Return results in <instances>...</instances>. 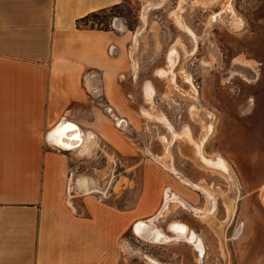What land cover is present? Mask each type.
Returning <instances> with one entry per match:
<instances>
[{
    "label": "rangeland",
    "instance_id": "obj_1",
    "mask_svg": "<svg viewBox=\"0 0 264 264\" xmlns=\"http://www.w3.org/2000/svg\"><path fill=\"white\" fill-rule=\"evenodd\" d=\"M150 1L161 4L146 16L142 10L148 1L121 0L80 24L117 29L114 19L123 21L127 34L124 56L129 62L121 81L128 82L126 89L131 91L134 106L159 112L166 120H150L131 109L118 85L115 112L128 119L136 141L97 110L102 117L94 120L105 137H99L88 153L66 152V172L87 176L98 188H103L113 174L115 182L101 200L121 210L122 231L116 243L118 264H144L142 257L122 249L123 241L166 264L264 263L256 257V238L250 235L258 217L257 189L264 184V0H204V5L194 3L200 0H182L183 4H179L180 0ZM228 3L231 8L226 10L223 6ZM180 5L178 17L182 25L172 13ZM234 22L240 25L238 29L231 25ZM129 47L133 49L132 56ZM172 53L175 62L168 67L173 69L164 78L160 75ZM234 59L249 61L250 66L235 63ZM188 90L193 95L186 94ZM164 94L167 99H162ZM197 119L208 122L207 133ZM186 131V142L173 140L172 133ZM200 138L203 143L198 148ZM169 142V155L164 157V145ZM196 150L208 160L227 162L231 181L200 168L194 161ZM161 157L175 174L155 161ZM199 183L219 192L210 221L195 216L192 208L170 205L156 225L165 232L173 221L188 225L204 242L200 263L194 249L185 242L159 245L134 234L132 225L160 213L169 188L192 206L203 208L205 196L193 187ZM65 186L67 194V179ZM220 192H226L225 200ZM92 196L99 199L98 194ZM231 200H235V210L226 220L225 201ZM212 221L214 226L210 225ZM217 225L224 233L223 246L216 233ZM238 229L240 233L235 235Z\"/></svg>",
    "mask_w": 264,
    "mask_h": 264
},
{
    "label": "crops",
    "instance_id": "obj_2",
    "mask_svg": "<svg viewBox=\"0 0 264 264\" xmlns=\"http://www.w3.org/2000/svg\"><path fill=\"white\" fill-rule=\"evenodd\" d=\"M120 2L0 0V264H118L120 207L92 195L68 198V151L46 133L67 113L81 130L105 137L95 111L117 109V86L121 92L129 62L127 34L81 25L80 19ZM263 187L257 189L258 217L250 235L256 257L264 260Z\"/></svg>",
    "mask_w": 264,
    "mask_h": 264
},
{
    "label": "bare ground",
    "instance_id": "obj_3",
    "mask_svg": "<svg viewBox=\"0 0 264 264\" xmlns=\"http://www.w3.org/2000/svg\"><path fill=\"white\" fill-rule=\"evenodd\" d=\"M140 1L142 3H144V4H145V2L148 1L144 5L143 10H142V12H143L142 14H144L145 16L152 8H154L157 5L161 4V3H158L156 5H153L154 1H150V0H140ZM161 1L164 2L165 0H160V2ZM200 1L199 2H194V3H196L198 5H204L205 4L204 0H200ZM151 2L153 4H151ZM181 3H182V0H180L179 4H181ZM207 3H209V2H207ZM223 7L226 10L231 8L229 3L226 4ZM181 8H182V6L180 5V8L178 6V9H176L174 12H172V13H174L173 14L174 15V20H176L179 25H182L181 23H179L180 22V18L178 17L179 16L178 13H180L181 10H182ZM115 20L116 21L113 23V25L114 24L116 25V27H117L116 30H119L121 33L126 32V27H125L123 21L120 18H115ZM231 25L235 29H238V26H240L236 22L232 23ZM181 27H184V26H181ZM178 43H180V42H178ZM178 45H180V44H178ZM182 47H183V44H182ZM175 52H176V49H175ZM132 53H133V49H131L130 56H132ZM173 62H175L174 55H172L171 59L168 60V66H170V63L173 64ZM234 62L235 63H239V64H241L243 66H250L249 65L250 64L249 61H244V60H240V59H234ZM206 64L207 63H203L204 66H206ZM133 65H134V63H133ZM172 69L173 68H171V67H167L165 73H161L160 76H166L168 78L170 76L169 72ZM172 75H174V74H172ZM185 78H188V75H186ZM127 83H128L127 81H124L121 84V86H122L121 87V92H122V94L124 96L123 98H125V101H126L127 105L129 104L131 106V109L133 108L135 111L139 112V114H141L142 116H144V117H146V118H148L150 120H157V121H160V122L161 121L165 122L166 118H164L165 116L162 117L161 113H159V112L158 113L157 112L156 113H152V112H150V111H148V110H146L144 108H140V107L137 108L136 106H134V102H133V99H132L131 91H130V89H128V90L126 89L127 88ZM192 83H193V81H192ZM191 86H192V84H191ZM195 88L197 89V87H195ZM187 92H188V94L193 95L192 91L188 90V91H186V94H187ZM147 97H150L149 93L147 94ZM164 98L167 99L168 98L167 95L164 94L162 99H164ZM194 106H196V105H194ZM194 106H192L191 110H190L191 117H192V110L194 109L193 108ZM101 112H103L104 115L109 120H111L112 122H115V124H116L115 127H118L119 130H122L123 132H125L126 135L130 138V140L136 141L134 132L132 131V129L130 130L128 128L129 123L124 121V118L122 116L117 114L115 111H101ZM66 115H67V113H64L60 117V121H58L56 123V125L51 130L47 131L46 138L49 139L61 151L79 152V153H82V154L88 153L91 150V148L97 143V135H96V133L94 131L90 130V129L86 130V131L81 130V128H79V126H77L75 123H72L68 119H66L65 118ZM197 121H198V123H200V125H202V130H204V133H207V129H208V126H209L208 122L207 121L204 122V121H201V120H198V119H197ZM129 127H130V125H129ZM187 134H188L187 131L184 134H182V132L181 133H177V134L176 133H172V138H173V140L180 141V143L181 142H186L187 138L189 137V134L188 135ZM201 139L202 138H200V142L198 144V148L202 147L203 140H201ZM161 140H163V139H161ZM166 142H168V141H166ZM134 143H136V142H134ZM170 145H171V142L166 143L164 145V152H165L164 157H166V155H169L167 150H168ZM142 148H144L143 150H146L148 152V150L145 147H142ZM196 152H197V150H196ZM154 157H156V156H154ZM218 158H219V156H218ZM155 161H157V163H159L162 167H164L169 172L174 173V171L171 169V167L169 165H167V163L164 160H162V157L158 158V159H155ZM194 161L196 163H198L200 168L208 170L211 173H217L218 175H222L226 179L228 178L230 180V178H229L230 174L229 173L231 172V170H230V167L228 166L227 162L223 161V159L208 160L207 158L204 157V153H202V152L200 153L198 151L196 153V155H195ZM228 174H229V176H228ZM66 179H67V183H68V189H67V197L68 198H71L73 196V193L75 192V193H79V194L86 195V196H89V195H92V194H98L100 200L103 199V198H106L109 186H112V184L115 182V181H113V179H114L113 174L110 175V179H109L108 183H106V185L103 188H98V187L94 186L93 182L87 176H82V175H76L75 176L72 172H70V173H68L66 175ZM179 180L183 181V183L185 185H189L186 182V180H184V179H179ZM193 187L196 188L198 192L202 193L205 196L206 203L204 204L203 208H194L191 211H193L195 216L200 217L201 219H204V220H206V219L209 220L210 217L211 218L213 217L212 212H213L214 208H212V207H214L213 205H215V200L217 198L216 195L219 192L217 193V191H215V189L212 188L211 185L207 184L205 186L203 183H199L197 185H193ZM262 189L264 191V187ZM225 194H226V192H222L221 193V195H223V197H224ZM263 196H264V194H263ZM224 200H225V197H224ZM183 202H182V200L180 199L179 196H176L174 193H171V192L169 193V191L167 190L165 192V197H164V203H163L164 206L162 207L160 213L158 215L150 218V219L137 221L133 225V232H134L135 235H137L143 241H147V242H150V243H153V244H159V245L160 244H165L166 245V244H171V243H176V242H185V243L189 244L194 249V251L196 253V257L198 259V263H200L202 261V256L204 255V252H205L204 242L199 237V235L196 232H194L188 225H186L184 223H181V222H178V221H173V222L168 224L167 230H166L167 232H165L163 229H161L160 227H158L156 225V221L159 218L164 217V214L167 213V211L169 210V206L170 205H173V206H177L178 205V206H180V207H182L184 209H187V207H188V209H191L190 206L186 202L185 203H183ZM225 209H226V212H227V219L226 220H228V219L230 220V217H232L231 215L233 214V212L235 210V200H231V203H227L225 201ZM214 223L215 222L212 221V223L210 222V225L214 226L213 225ZM216 233L220 237V242H221V245L223 246V244H224V241H223L224 240V236H223L224 233H222V230H220V225H217ZM121 246H122V249L127 254H135V255L137 254L138 256L142 257L143 261H144V264H166V263H163V262L157 260L156 258L152 257L151 255L146 254L145 252H141V250L138 251L136 249L135 250L132 249L131 246H129V244L127 243V241L126 242L123 241Z\"/></svg>",
    "mask_w": 264,
    "mask_h": 264
},
{
    "label": "water",
    "instance_id": "obj_4",
    "mask_svg": "<svg viewBox=\"0 0 264 264\" xmlns=\"http://www.w3.org/2000/svg\"><path fill=\"white\" fill-rule=\"evenodd\" d=\"M116 20L114 19V22H115ZM99 98V105L102 107V109L104 110V104L106 103L105 101V99H104V97L102 96V95H100V96H98ZM109 110V109H108ZM110 110H111V108H110ZM132 230H133V225H132Z\"/></svg>",
    "mask_w": 264,
    "mask_h": 264
},
{
    "label": "trees",
    "instance_id": "obj_5",
    "mask_svg": "<svg viewBox=\"0 0 264 264\" xmlns=\"http://www.w3.org/2000/svg\"><path fill=\"white\" fill-rule=\"evenodd\" d=\"M92 14H95V12H92V13L86 15L85 17L81 18V19H80L81 23H82V22H85V20L88 19V17H89L90 15H92Z\"/></svg>",
    "mask_w": 264,
    "mask_h": 264
}]
</instances>
